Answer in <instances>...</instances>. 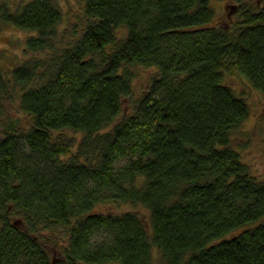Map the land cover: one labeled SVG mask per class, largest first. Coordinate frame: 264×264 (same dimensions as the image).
<instances>
[{"label":"trees","instance_id":"1","mask_svg":"<svg viewBox=\"0 0 264 264\" xmlns=\"http://www.w3.org/2000/svg\"><path fill=\"white\" fill-rule=\"evenodd\" d=\"M236 1L227 26L211 0H0V31L30 32L21 63L0 48V264H264L224 81L264 95V6ZM122 204L147 215L95 211Z\"/></svg>","mask_w":264,"mask_h":264},{"label":"rangeland","instance_id":"2","mask_svg":"<svg viewBox=\"0 0 264 264\" xmlns=\"http://www.w3.org/2000/svg\"><path fill=\"white\" fill-rule=\"evenodd\" d=\"M12 3L20 2L21 0H10ZM64 10L65 14L70 11H78L81 7V0H55ZM216 12L215 23L232 25L237 18L233 16L237 9L236 0H211ZM258 5L264 6V0H255ZM231 6H234L233 9ZM228 11H231L230 17ZM30 35V32L24 29L8 27L0 31V48L5 49L3 63L5 67L14 66L27 59L24 54L25 39ZM13 63H10L12 62ZM154 69H140L138 78L134 82L135 92L141 93L147 84V80L153 74ZM225 83L230 85L236 93L247 100L250 105V115L242 126V129L237 135V143L240 145L244 162L250 167V171L258 179L264 181V95L251 87L249 82L239 75H225ZM9 107H13L9 105ZM21 114V113H19ZM76 136H78L76 134ZM80 135L78 136V139ZM130 209H137L143 216L146 217L147 212L141 206L134 207L129 204L116 205H99L95 207L96 212H122ZM17 218V217H16ZM15 218V219H16ZM64 234L58 238V241L63 240ZM155 257L160 258L157 253Z\"/></svg>","mask_w":264,"mask_h":264},{"label":"water","instance_id":"3","mask_svg":"<svg viewBox=\"0 0 264 264\" xmlns=\"http://www.w3.org/2000/svg\"><path fill=\"white\" fill-rule=\"evenodd\" d=\"M16 222H17V221H16ZM16 222H15V223H16Z\"/></svg>","mask_w":264,"mask_h":264}]
</instances>
